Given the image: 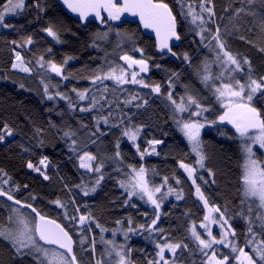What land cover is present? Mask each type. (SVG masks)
I'll return each mask as SVG.
<instances>
[{
	"label": "trees",
	"instance_id": "obj_1",
	"mask_svg": "<svg viewBox=\"0 0 264 264\" xmlns=\"http://www.w3.org/2000/svg\"><path fill=\"white\" fill-rule=\"evenodd\" d=\"M6 2L7 0H0V6ZM37 2L43 11L35 7ZM164 2L171 7L177 19L180 42L172 48L175 56L160 53L155 40L143 34L138 24L117 21L107 25L95 22L84 24L75 15L65 11L55 0H26V7L21 13L5 19L4 23L11 26L0 29V130L4 125L13 130L12 136H5V141L0 142V169L7 173L3 179L8 180V183L2 186L9 190L19 185L20 190L13 193L17 199L31 203L42 214L56 219L68 229L77 242L75 252L81 264H94L95 259L103 258L104 247L99 242L102 233L95 227V222H99L109 231L120 226L126 231L129 228L135 230L130 232L127 242V249H131L132 264H148L149 261H155L158 251L156 244H163L165 237L169 242H183L187 245V248L178 249L177 263L205 264L208 259V256L200 251L190 232L193 223L199 224L204 220L206 208L196 198L194 186L179 167L181 162L195 165L197 158L176 128L175 120L179 119V116L168 106L167 93L171 91L177 101L186 93L197 96L201 103L210 109L204 115L208 121H218V116L223 110L194 71L202 67L206 56H212L211 47H205L208 40L201 42L199 30L191 23L190 16L184 13H187L188 6L191 5L199 14L203 0H184L183 12L177 0ZM206 6L212 7L215 13L212 19L207 21L206 27L214 32L219 25L222 37L226 38L227 47L234 54L239 53L251 60L253 75L256 78L264 76V53L259 51L260 47H264V40L260 38L264 0H212V3ZM241 8L244 11L237 15V9ZM203 15L207 19L208 14ZM50 25L59 32V40L44 31ZM109 28L112 31L108 40L94 41L97 32ZM117 32L122 35L118 37ZM241 36L245 39H240ZM29 38L32 40L31 44L26 43ZM120 43V55L128 54L133 58L148 61L149 70L142 75L150 85H159L161 91L155 93L149 89L145 90L139 101L120 108L118 118L113 119L110 116V125L97 131L94 111H79L81 104L77 101L75 93L90 91L93 88L91 79L99 70L106 68L110 55L116 48L121 47ZM135 48L143 49V54L134 51ZM16 52L22 55L31 73L13 69ZM185 53L190 57L191 65L183 59ZM41 56L45 62L52 61L63 65L64 74L68 79L54 77L52 81L58 85L59 92L71 98L74 109L69 107L68 100L59 97L54 100L47 99L44 91L45 77L41 75L37 64ZM65 61L67 62L64 63ZM118 62L123 65L120 58ZM169 81L172 82L171 86ZM50 91L49 94L55 95L54 89ZM143 100L147 103L142 104ZM254 104L264 114V101H254ZM113 124L119 126L112 127ZM130 125L142 128L137 143L140 150L148 148V142L153 139L162 141L156 146L159 155L140 157L136 146L128 143L123 135V130ZM69 131L75 133L71 138L64 135ZM93 132L96 135L93 136ZM72 140H76L75 147ZM202 144L207 157L206 169L211 176L207 172L198 174L201 191L209 206H219L225 212V217L236 230V243L243 247L247 222L239 214L244 212L247 215L248 203H241L243 154L238 134L232 125L217 122L203 133ZM119 150L121 155L117 161L116 153ZM99 151L104 152L107 158L103 172L104 180L95 192L85 196L84 185L93 182L95 176L79 167V156L89 152L99 157ZM45 157L48 160L47 168L39 165V161ZM28 162L41 167L44 175L49 178L44 179L41 173L29 169ZM129 165L137 169L145 167L148 173L154 174L159 181L166 177L169 187L182 191L181 201L172 200L160 211L156 228H162L163 232L145 230L154 218V208L137 198L129 200L128 194L119 186L122 174L128 171ZM200 176H203L206 182L202 181ZM177 180L180 181L179 184L176 183ZM25 185L27 187H24ZM56 200L67 205L69 216L90 213L95 218V221L91 222V229H88L86 223L81 232V227L65 219V210L53 203ZM251 204L254 209L252 216L255 218L258 209L255 203ZM9 205L12 204L0 197V223L5 226L11 212ZM75 208H79V212H76ZM31 216L33 217L32 214ZM141 225L144 227L141 228ZM254 230L258 232L260 240L264 239V232H260L258 224ZM81 236L88 237V243L83 246L85 249L90 247L92 238H95V254L81 250ZM213 250H216L219 258L229 256L228 264L233 262L234 256L229 249L215 247ZM0 264H38V261L29 256H17L8 242L0 238Z\"/></svg>",
	"mask_w": 264,
	"mask_h": 264
},
{
	"label": "snow or ice",
	"instance_id": "obj_2",
	"mask_svg": "<svg viewBox=\"0 0 264 264\" xmlns=\"http://www.w3.org/2000/svg\"><path fill=\"white\" fill-rule=\"evenodd\" d=\"M63 4L73 13H77L82 21L88 22L89 17H94L95 20L99 21L100 24L107 25L110 22L120 21L125 13L131 16H138L140 22L143 24L145 29H152L158 41L159 50L163 53L165 50L171 53L173 56L176 55L172 52L170 41L173 39L180 40V34L177 31V19L173 14L172 9L169 7L164 0H62ZM181 6L183 12L184 0H177ZM212 0H203L200 5V13H196L195 10L188 6V12L184 13L186 16H191V22L196 24L199 28L198 35L201 38V42L208 40V44L205 47H211V50L215 52V60L219 66V74L213 76L211 72V65L205 61L203 66L199 69H194L197 76L200 77L201 82L206 88H208L212 95L216 98L220 107L223 108L222 114L218 116V121H208L204 116V113L210 111V109L201 103V100L197 96L186 93L184 96L179 97V101L173 97V93L169 91L166 99L170 102L173 107V112L179 115L180 118L175 120V123L179 130L186 137L187 141L191 145V151L197 156L196 164L199 168L205 167L206 155L203 151V144L200 138L201 129L205 127V124L227 123L232 125L235 129V133L238 134V138L242 141V149L245 154V161L242 165V195L244 199L241 200L242 204L248 203L249 201L256 204L258 211L256 212L255 218L252 213L254 211L252 204L248 203L247 215L241 212L239 215L242 216L247 222V235L245 237V247H251L252 254L246 252L244 248L238 247L236 243V230L229 223V219L225 217V212L221 210L219 206H209L208 200L201 188L196 184L197 168L190 164L181 162L179 167L182 168L192 178V183L196 185L195 193L198 198L203 201L204 207L207 208L208 214L204 216V222L199 227L203 228L206 236L205 239L200 232L197 231V225L193 223L190 229L192 237L197 241L200 251L204 252L206 256L209 253L205 250L213 249L214 245H223L224 247L230 248L231 252L237 253L234 259L238 264H257V261L253 259V254L259 257L261 264H264V239L257 241L258 232L255 226L259 225L260 232H264V163L256 158L253 151V146L259 145L260 149H264V114L257 108L254 101L257 103L264 101V76L256 78L253 75V66L251 60L247 56H242L239 53L234 54L228 47L226 38L221 35L220 26L217 25L215 31L206 27L207 21L211 20L215 15L212 7H207V4H211ZM26 7V0H7L6 4L0 6V26L5 28L11 25L5 24V16L8 14H19ZM35 7L43 11L39 2L35 4ZM243 8L237 9L236 14L238 15ZM207 13V19L203 15ZM106 14V15H105ZM215 23L214 21H212ZM45 32L56 40L60 39L59 32L50 25L44 29ZM112 29L109 28L103 32H97L94 36V41H106L109 38V34ZM208 33L206 36L205 33ZM260 38L264 40V18L261 19L260 23ZM119 37L122 34L116 33ZM240 39H245L243 36ZM215 42L213 45L212 42ZM27 44H31L32 40L29 38L26 41ZM251 43V41H248ZM94 46H98L95 45ZM134 51L143 54V49L135 48ZM259 51L264 53V47H260ZM17 63H13V69H19L23 72H31V69L25 64L24 58L19 52L15 54ZM125 61L126 66H115L101 75H96L92 78L93 84L97 81L103 83L104 80H113L119 85L123 84H139L143 87H149L148 84L144 83V80L138 79L140 73H146L149 70V64L146 59H135L133 56L124 54L119 57ZM183 59L191 65L190 57L185 53ZM65 61L64 63H66ZM37 64L42 69L57 74L58 76L68 79L64 74L63 65H58L52 61H44V57L41 56L37 61ZM133 68L137 70L130 71ZM176 75V74H174ZM219 81V84L216 82ZM171 81L169 85L171 86ZM23 87V85H20ZM44 91L47 95V99L54 100L57 97L60 99L68 100L69 107L74 108L75 105L71 102V98L65 96L63 93L57 91L55 95L48 93V85H44ZM73 91H76L73 89ZM152 91L160 93L161 89L159 85L152 87ZM78 99L83 101L88 99V91H82L76 93ZM106 99V97H105ZM137 97L133 96L128 101L135 100ZM98 102L93 98L91 107L80 108L79 111H91L92 108L96 107ZM147 101L143 100L142 104H146ZM142 105H137V107ZM111 107V105H109ZM184 113H188L190 117H199L201 119H183ZM111 113L108 115L97 118V131H99V124L103 122L108 125L110 123ZM203 121V122H201ZM121 123L123 121L121 120ZM112 127H118L119 125H111ZM142 131L140 127H126L123 130V135L136 144L139 134ZM13 130L8 126L4 125L3 129L0 130V142H3L5 136H12ZM65 137L71 138L75 135L72 132H65ZM92 135H96L95 132ZM162 141L153 139L148 142V148L140 150L139 145L136 144L137 152L140 157L143 158L146 155H159L156 151V145L161 144ZM76 144V140H72V145ZM119 144H117V148ZM73 151L75 149L73 148ZM116 157H120L119 151L116 153ZM80 164L79 167L86 169L89 172H95L99 175L96 178L95 184L90 189H83V195L88 196L90 192H95L96 188L104 180V174L102 172L103 163L93 166V162L97 160V157L89 152H84L79 156ZM39 165L43 168H47V158H43L39 161ZM29 169L39 172L43 175L44 179H48L47 175H44L41 167L34 165L32 162L27 163ZM130 167V178L119 181V186L125 190L128 194V199L132 197H138L140 200H145L150 203L154 208V218L151 224L148 226L146 231L163 232L162 228H156L157 223L160 220V209L163 201L170 195L176 194V199L180 200L183 198L182 191L176 193V190L172 187H168L166 191H163L167 184V178L165 177L164 183L160 186L150 184L148 179V169L141 166L138 169ZM210 171V170H209ZM0 197H6L8 201H11L13 205L19 207H12L11 212L7 217V224L0 223V238L8 242L15 254L21 258L25 256L33 257L38 261V264H81V261L77 260L76 252L74 251V245L77 243L73 240L69 230L66 229L61 223H58L56 219L49 218L47 215L42 214L37 208L33 207L31 203H26L17 199L13 194L20 190L19 185L15 188L5 190L2 186L8 183L7 179H3V176H7L0 169ZM128 175V174H126ZM9 179H11L9 177ZM180 183L179 180L176 181ZM24 187H27L25 185ZM79 187V186H77ZM157 194H160L159 196ZM34 199V198H33ZM53 203L58 208L64 209V217L69 220L70 223L78 224L81 226L80 230L83 232L84 226L87 223V227L91 229V222L95 221V218L88 214L80 215H68L67 205L62 203L60 200H56ZM74 204V201H73ZM22 208H27L34 213L33 217H29L21 211ZM76 212H79V208H75ZM120 223V221H117ZM131 223V221H129ZM212 225H217L220 229V238L218 239L213 235ZM95 227L99 228L101 233L108 231L103 228L99 222H95ZM141 228L144 226L141 225ZM135 231L129 228L127 232ZM127 232H125V238H127ZM115 234V233H113ZM163 244L157 243L156 248L158 249L156 256L158 259L155 261H149L148 264H177V251L178 249L187 248L183 242H169L165 237ZM88 243L87 236H81L79 244L82 251H90L95 254L96 243L95 238H92L90 247L85 249L83 246ZM100 243L109 245L110 247L105 248V257L111 259L114 255L116 260L114 264H132L130 259L131 249H127L126 246L115 244L113 240H105L103 235L100 237ZM55 246V247H46ZM171 254V259L165 256V253ZM229 256L224 255L222 258L217 256L216 250H213L209 256L207 264H228ZM94 264H104V259H95Z\"/></svg>",
	"mask_w": 264,
	"mask_h": 264
},
{
	"label": "rangeland",
	"instance_id": "obj_3",
	"mask_svg": "<svg viewBox=\"0 0 264 264\" xmlns=\"http://www.w3.org/2000/svg\"><path fill=\"white\" fill-rule=\"evenodd\" d=\"M192 8L195 10V7L194 6H192ZM187 12H188V9H187ZM195 12H196V10H195ZM14 14H8V15H6L5 16V19L7 18V17H10V16H13ZM190 16V15H189ZM5 21V20H4ZM190 21H191V16H190ZM192 23V22H191ZM193 24V23H192ZM198 30H199V28L197 27V25L196 24H193ZM3 26H0V29L2 28ZM121 44V43H120ZM122 48V44H121V47L119 46L118 47V49L116 48L115 49V51L110 55V59L108 60V64H107V66H106V68L105 69H102V70H99L97 73H96V75H101V74H103V73H106L109 69H110V67H115V66H123V65H121V64H119V62H118V60H119V57L120 56H122V55H120L119 54V52H121V49ZM17 53V52H16ZM15 53V54H16ZM210 54H212V56L210 57V56H206L205 57V59L203 60V63L205 62V61H207V62H209V64L211 65V72H212V74H213V76H215V75H218L219 74V71H220V69H219V66L216 64V63H214V60H215V52L214 51H212L211 49H210ZM22 56V55H21ZM25 62V61H24ZM14 63H17V61H16V58L14 59ZM25 64L27 65V63L25 62ZM28 66V65H27ZM202 66H203V64H202ZM29 67V66H28ZM38 67H39V65H38ZM30 68V67H29ZM39 69V71L41 72V75L43 76V77H45V80H44V83L45 84H47L48 85V91L49 90H51L52 91V89H54L56 92L59 90V87H58V85L54 82V81H52V78H54V77H61V76H58L57 74H55V73H52V72H50V71H48L47 69H42V68H38ZM14 70H16V71H19V72H23V71H21V70H19V69H14ZM130 71H134V70H130ZM32 72V71H31ZM31 72H23V73H31ZM143 73H140V75L137 77L138 79H143L144 80V83L145 84H148L149 85V87H143L142 85H139V84H131V83H128V84H123V85H119V84H117L115 81H113V80H108V79H106V80H104L103 81V83H100L99 81H97L95 84H93V88L90 90V91H88V99H85V100H83V101H80L79 99H77V101L79 102V104H81V107L80 108H89V107H91V104H92V100H93V98L98 102L97 104H96V107H94V108H92V110L91 111H84V112H92V111H94V116H95V118H96V120H95V123L97 124V118L98 117H101V116H105V115H108V113H111V118H113V119H116V118H118V111L119 110H121L120 108H124V107H128L129 105H131L132 103H134V102H137V101H139L140 100V98H141V96L143 95V93H144V91L145 90H152V87L153 86H155V85H150L149 83H148V81L143 77V75H142ZM95 75V76H96ZM91 82H92V79H91ZM109 82L111 83V84H109ZM93 83V82H92ZM217 84H219V81H217L216 82ZM110 85H112V86H110ZM50 91V92H51ZM76 93H77V91H76ZM75 93V94H76ZM52 94V93H51ZM53 95V94H52ZM133 96H135V97H137V99H135V100H131V103H128V101L131 99V97H133ZM105 97H106V99H105ZM167 100V99H166ZM179 101V100H178ZM118 104H121V106H117ZM167 104H168V106L170 107V109L173 111V107L171 106V104H170V102L167 100ZM109 105H111V107H109ZM71 109H74V108H71ZM222 110H223V108H222ZM183 115V119H185V120H188L189 118H188V116H189V114L188 113H184V114H182ZM204 115H205V113H204ZM179 116V115H178ZM179 118H180V116H179ZM191 119H198V117H195V118H191ZM201 122H203V121H201ZM110 125V123L108 124V125H106V124H104L103 122H101L100 124H99V130H101L102 129V127H108ZM214 126V124H205V127L204 128H202L201 129V133H200V138H201V141H202V136H203V133L207 130V129H210V128H212ZM130 127H133L132 125H130ZM176 128H177V130H178V132H179V134L181 135V137L184 139V141L186 142V144L188 145V147L190 148V150H191V145L189 144V142L187 141V139H186V137L183 135V133L179 130V128L177 127V125H176ZM126 137V136H125ZM239 139V138H238ZM138 140H139V137H138ZM138 140L136 141V144L138 143ZM4 141H5V139H4ZM126 141L128 142V143H130V144H132V145H135L136 146V144H133V142L132 141H130V140H128V138L126 137ZM239 142H240V146H241V149H242V141L239 139ZM157 146V145H156ZM155 146V147H156ZM73 147H75V145H73ZM99 148H100V146H99ZM253 151H254V153H255V156H256V158H258V160L259 161H261L262 163H264V149H260L259 148V145H255V146H253ZM119 153H120V155H121V151L119 150ZM193 153V152H192ZM83 153H81L80 155H82ZM92 155H94V156H96L97 157V160L96 161H94L93 162V166L95 167V166H97L98 164H100V163H103V168H102V172H104V170H105V168H106V162H105V160L107 159L106 157H105V153L104 152H102V151H99L98 152V154L100 155L99 157L96 155V154H94V153H91ZM194 155H195V153H193ZM242 154H243V164H244V161H245V154H244V152H243V149H242ZM196 156V155H195ZM119 158L120 157H116V160L118 161L119 160ZM196 158H197V156H196ZM198 159V158H197ZM127 163H129L128 161H126ZM130 166V165H129ZM128 166V171H126V172H124L123 174H122V180H126V179H129L130 178V167ZM192 166H195L196 168H197V172L195 173V176H196V184H198L199 186H200V184H199V182H198V174L199 173H203V172H207L210 176H211V174L207 171V169H206V165H205V167L203 168V169H201V168H199V166L197 165V164H195V165H192ZM131 167H133V166H131ZM83 169V168H82ZM184 173H185V175L188 177V175H187V173L182 169V168H180ZM84 171H87L86 169H83ZM88 173H90V174H93L95 177H94V179H93V182H88V183H86L85 185H84V189H90L94 184H95V181H96V178H97V176L99 175L98 173H95V172H89V171H87ZM126 174H128V175H126ZM200 178H201V180L202 181H204V182H206V180H205V178L203 177V176H200ZM148 179H149V181H150V184H152V185H155V186H160L161 184H163L164 183V179H161L162 181H159V178L158 177H156L154 174L153 175H150L149 173H148ZM188 179H189V181L192 183V178H189L188 177ZM192 185L194 186V189H195V187H196V185H194L193 183H192ZM169 187V185L168 184H166L165 185V187H164V189H163V191H166L167 190V188ZM98 188V187H97ZM96 188V189H97ZM200 188H201V186H200ZM90 193H93V192H90ZM176 193H179V191H176ZM158 196L160 195V194H157ZM195 196H196V198L197 199H199L198 198V196L196 195V193H195ZM132 198H137V199H139L138 197H132ZM243 199H244V197H243ZM140 200V199H139ZM172 200H174V201H181L182 199H180V200H177L176 199V194L174 193L173 195H170V196H168L164 201H163V203H162V206H161V209H160V211L163 209V207L166 205V204H168L170 201H172ZM200 200V199H199ZM145 205H147V206H149V207H152L153 208V206L150 204V203H147L145 200H141ZM201 201V200H200ZM202 203H203V201H201ZM248 203H254V202H251V201H249ZM12 207H18V206H16V205H13L12 204ZM11 210V209H10ZM21 211L22 212H24L26 215H28L30 218L32 217L31 216V214H29L26 210H24V209H21ZM208 214V212H207V208H206V215ZM202 222H204V220L202 221ZM201 222V223H202ZM201 223H199V224H196L197 225V231L198 232H200L201 233V235L205 238V239H207L208 237L206 236V234H205V231H204V229L203 228H200L199 227V225L201 224ZM77 226L78 227H81V226H79L78 224H77ZM212 227V232H213V235L214 236H216L218 239L220 238V229H219V227L217 226V225H212L211 226ZM125 232H127L126 230H124L123 228H121V226L119 227V228H117V229H115V230H112V231H105V232H103L102 233V235H103V237H104V239L105 240H113L114 242H115V244H117V245H121V246H126V248H127V242H128V237H129V235H130V232H127V238H125ZM113 233H115V234H113ZM192 236V235H191ZM193 238V237H192ZM194 239V238H193ZM151 240V239H150ZM195 240V239H194ZM196 241V240H195ZM260 241V239H259V237L257 236V241L256 242H259ZM100 242V241H99ZM197 242V241H196ZM102 245H103V252H104V254H103V259H104V264H114V262H115V260H116V257L113 255L112 256V258L111 259H107L106 257H105V248L106 247H110L109 245H106V244H103V243H101ZM237 246H238V244H237ZM46 247H50V246H46ZM217 248V247H222V248H226V249H229V251H230V253L235 257L236 255H237V253H233V252H231V250H230V248H228V247H224L223 245H214L213 246V249L214 248ZM238 247H240V246H238ZM242 248H244V250L246 251V252H249V254H252V251H251V247H245V246H243ZM213 249H208V250H205V251H207L208 253H209V256H210V254H211V251L213 250ZM165 256L167 257V258H169V259H171V254L170 253H168V252H166L165 253ZM209 256H208V259H209ZM157 259H158V257H157ZM208 259H207V261H208ZM253 259L254 260H256L257 261V264H261V262L259 261V257H257L256 255H254L253 254ZM207 261H206V263L205 264H207ZM161 264H163V262H161ZM177 264H179V263H177ZM231 264H238V262L233 258V262H231Z\"/></svg>",
	"mask_w": 264,
	"mask_h": 264
},
{
	"label": "water",
	"instance_id": "obj_4",
	"mask_svg": "<svg viewBox=\"0 0 264 264\" xmlns=\"http://www.w3.org/2000/svg\"><path fill=\"white\" fill-rule=\"evenodd\" d=\"M55 1H56V2H57V3H58V4H59V5L65 10V11H67L68 13H70V14H72V15H75V17H76L80 22H82V23H84V24H87V23H90V22L100 23L99 21L95 20L94 17H92V16L89 17V21H88V22L82 21L81 18L79 17V15H78L77 13H73V12H71V11H70V10H69V9L63 4L62 0H55ZM169 7H170V6H169ZM170 8H171V7H170ZM173 14H174V13H173ZM105 15H106V14H105ZM117 22H119V23H121V22H129V23H132V24H138V26H139L140 30L143 32V34H145L146 36H148V37H150L151 39L155 40L158 51H159L160 53H162V52L159 50V47H158V41H157V38H156V34H155V32H154L152 29H145V28L143 27V24L140 22L138 16H131L130 14L125 13L124 16L121 18V20H120V21H117ZM179 42H180V40L177 41V40L173 39V40L170 41L169 43H170L171 48H173L174 46L178 45ZM172 52H173V50H172ZM162 54H169V55H172L171 53L167 52V50H165ZM135 59H136V58H135ZM121 62H122V64H123L124 66H126V65H125V61L121 60ZM132 70H137V69H136V68H133ZM2 198H5V199H6V197H2ZM9 202H10L11 204H13L11 201H9ZM16 206H18V205H16ZM18 207H19V206H18ZM22 209L31 212L30 209H27V208H22ZM31 214L34 216V213H31ZM57 222H58V221H57ZM58 223H59V222H58ZM73 240H74V239H73ZM50 247H55V246H50ZM75 249H76V244L74 245V251H75Z\"/></svg>",
	"mask_w": 264,
	"mask_h": 264
},
{
	"label": "built area",
	"instance_id": "obj_5",
	"mask_svg": "<svg viewBox=\"0 0 264 264\" xmlns=\"http://www.w3.org/2000/svg\"><path fill=\"white\" fill-rule=\"evenodd\" d=\"M47 163H48V160H47Z\"/></svg>",
	"mask_w": 264,
	"mask_h": 264
}]
</instances>
